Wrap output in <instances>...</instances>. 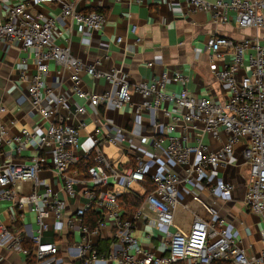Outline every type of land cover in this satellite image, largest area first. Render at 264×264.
<instances>
[{
  "label": "built area",
  "instance_id": "built-area-1",
  "mask_svg": "<svg viewBox=\"0 0 264 264\" xmlns=\"http://www.w3.org/2000/svg\"><path fill=\"white\" fill-rule=\"evenodd\" d=\"M88 0H0V47L7 52L12 46L32 54L34 75L24 88L25 97L31 109L45 123L44 132L37 134L26 128L17 129V134L7 138V132L0 127V145L11 148L8 154H0V203L10 201L14 210L24 207L35 215L36 229L11 232L0 219V248H7L31 259L32 264H60L58 244L43 242L42 237L51 230L50 221H61L67 209L66 200L83 198L84 204L78 207L74 216L76 222L68 221L70 231L76 229L82 238L80 242L68 246L65 254L83 264L97 261L105 264H264V42L258 38L234 41L224 37H210L206 46L212 62L231 59L222 70L215 65L210 72L229 92L224 102L191 96L185 89L176 93L164 94L158 90L166 82L174 81L184 85L185 79L175 74L167 77L162 74L152 79L150 84L129 86L115 74H103L96 69L98 62L86 64L75 58L69 48L54 43L61 37L56 19L32 10L46 4H54L59 9L60 20H68L71 25L84 29L89 34H99L105 18L97 11L81 12L77 3ZM147 0H99L103 2L141 5ZM168 2L172 0H167ZM192 11L209 13L215 24L229 22V14H234L239 29L264 32V0H184ZM135 32V27L130 29ZM120 38L117 39L119 43ZM248 54V64H244V53ZM52 62L67 74L75 97L82 102L74 106V112L85 114L87 109L110 106L118 111L122 108L131 112L145 113L148 125L154 129L165 130V138H157L155 146L166 141L164 153L167 164L160 174H149L147 166L132 155L135 166L125 172L118 170L116 164L103 153L105 147L119 151L128 141V132L118 127L114 121L102 122L91 135L92 147L83 153L78 150L79 127L67 123L62 110L69 104L66 99L55 96L48 88L45 77L47 63ZM25 64L18 67V83H26ZM152 64L148 63L147 67ZM245 67L249 73L242 72ZM85 73L94 79H105L106 88L93 94L80 87V76ZM136 91L141 101L134 104L131 92ZM162 104H171L167 110ZM69 107V106H68ZM87 108V109H86ZM184 110V113L182 111ZM5 109L0 105V114ZM158 114V116H157ZM157 117L165 120L161 124ZM180 126L191 130L215 135L222 131L227 135L220 151L212 152L199 140L193 148H185L171 134ZM243 143L242 157L247 165L248 179L244 189L243 206L247 211L261 219L262 227L258 238L259 251L248 257L242 240L230 236L223 229L208 224L201 218H194L186 232L176 231L167 234V243L161 254L155 255L144 249L133 237L132 223L123 219L118 197L122 194L109 188L116 184L126 193L133 186L143 188L145 184L151 191H144L141 207L133 213L134 219L141 218L149 227L169 228L173 226V212L177 205V186L189 184L202 189L201 183L206 172L217 166H226L235 147ZM3 146V145H2ZM27 148L37 152L25 163L16 159ZM194 154L192 164L188 162L189 152ZM151 159H156L151 156ZM82 164L85 177L77 178L76 166ZM178 168L179 171H174ZM45 175L43 180L40 176ZM119 181V182H118ZM32 184L33 191L26 197H19L16 184ZM54 185H58V190ZM14 186V187H11ZM78 187V190L75 189ZM78 191V192H77ZM210 192L230 196L233 186L220 183ZM194 199L196 195L193 194ZM93 211L99 216L93 228L84 222V215ZM103 214V217L101 216ZM149 216H148V215ZM103 229L113 231V243L119 248L115 252L98 254L93 247L95 239ZM26 240L32 246L29 254L22 249ZM0 264H7L0 258Z\"/></svg>",
  "mask_w": 264,
  "mask_h": 264
},
{
  "label": "crops",
  "instance_id": "crops-1",
  "mask_svg": "<svg viewBox=\"0 0 264 264\" xmlns=\"http://www.w3.org/2000/svg\"><path fill=\"white\" fill-rule=\"evenodd\" d=\"M98 1L79 2L77 9L84 13L97 11L104 16L105 23L99 34H89L84 29L71 25L68 20H60L59 9L54 4L39 6L32 12L34 15L39 14L56 19L57 30L62 33L60 38L55 39L56 45L69 48L75 58L86 64L97 61L96 69L98 71L122 77L130 87L150 84L152 79H158L162 74L167 77L178 74L185 79L186 83L183 86L170 81L166 82L162 88L158 87V90L164 94H171L183 88L196 98L224 102L228 98L229 92L226 86L219 83L211 74L210 66L213 64L218 70H222L231 57L227 55L224 61L212 62L206 46L207 40L210 37H224L234 41L258 38L260 43L264 42V32L239 29L234 14H229L228 23L215 24L209 13L192 11L184 0L170 2L147 0L141 5L128 2L118 4L103 2L102 7H98ZM132 27H135L134 33L130 32ZM118 38L121 39L119 43L117 42ZM249 53L251 51L244 53L245 65L248 64ZM22 61L25 64L27 78V82L23 84L18 83L17 80L18 67ZM148 63H151L152 66L147 67ZM244 72L249 73L247 67L240 73ZM34 73L31 52L22 51L18 46H12L7 52H3L0 47V105L5 109V112L0 114V127L7 132V138L17 134V129L22 127L37 134L44 132L45 123L31 109L24 94V88ZM80 77V87L83 90L99 94L106 88L105 79H94L85 73ZM45 80L51 93L65 98L69 104V107L62 110V115L67 117V123L74 127H79L81 124L79 122L84 123L82 127H79L78 150L80 153L92 147L90 135L96 127L100 126L102 122L117 119L114 122L118 127L129 133L128 141L122 152L113 148L114 152L111 154L107 152V149L112 147H105L102 151L107 158L116 164L118 170L125 172L134 168L135 160L132 155L135 154L147 166L149 174L161 173L164 164H167L164 153L166 141L159 146H155L154 142L157 138H165L166 132L160 127L154 129L149 126L148 116L144 112L137 114L124 108L115 111L110 106L102 105L96 109L86 108L87 112L81 115L74 112V106L81 105L82 102L75 97L71 82L60 67L48 62ZM131 100L134 104H139L141 101L139 94L134 90L131 92ZM162 107L167 110L172 109L171 104H162ZM162 121L166 123L165 120L157 117L159 124ZM171 136L176 138L182 147L190 149L195 147L199 140L212 152L220 151L227 139V135L222 131L213 135L203 133L199 129L191 130L189 126L186 128L176 127ZM2 145H0V154H8L11 147L7 144ZM243 148V143L235 147L226 166H217L208 170L202 179V189L197 190L184 183L177 186V205L173 212V226L151 228L141 218L134 219V212L128 213L122 210L123 219H128L132 223V234L136 241L144 249L150 250L155 255H160L161 248L167 243V234L188 231L196 217L216 226V229H223L230 236L242 240L248 257L256 254L260 249L258 233L262 227V221L243 206L242 199L248 179L247 165L242 157ZM35 154H37L36 151L27 148L16 160L25 163ZM150 155L155 156L156 159H151ZM193 161L194 154L190 151L188 162L192 164ZM76 170L77 178L85 177L82 167L76 168ZM175 170L179 171L178 168H174ZM44 177V174L40 176L42 180ZM220 183L233 186L230 196L210 192L212 187ZM15 186L18 188L19 197H26L33 191V186L29 183L16 184ZM143 186L141 188L135 185L130 189V193L140 197L141 202L144 191H151L148 184ZM54 187L58 190V185H54ZM75 189L78 190V187ZM109 189L119 194L126 193L119 188L117 183ZM193 194L196 195V199ZM82 204H84L83 198L66 200L67 209L62 220L57 222L50 221V218L48 220L51 230L43 235L42 241L58 244L60 264H83L82 261L73 260L65 254V249L68 246L80 242L82 238L76 229L70 231L68 228V221L76 222L74 212ZM14 209L15 207L10 201L0 203V219L11 232L21 231L25 228L27 230L36 229L35 215L27 207L21 211ZM101 216L103 217V214ZM107 245L110 247L109 252L111 253L119 248L113 243L111 229H103L93 239V247L97 252L101 251L98 254L106 253L102 250ZM21 247L29 254L33 249L29 241L21 243ZM0 258L7 264H32L29 257L7 248H0ZM93 264L103 263L97 261Z\"/></svg>",
  "mask_w": 264,
  "mask_h": 264
},
{
  "label": "trees",
  "instance_id": "trees-1",
  "mask_svg": "<svg viewBox=\"0 0 264 264\" xmlns=\"http://www.w3.org/2000/svg\"><path fill=\"white\" fill-rule=\"evenodd\" d=\"M82 167V164H78L76 166V168H81ZM150 191V190H148ZM118 201H119V205H120V208L124 211V212H135L139 205L141 204V198L136 196L135 194H132V193H124L122 195H120L118 197ZM99 216H97L96 213H94L93 211H88L85 213L83 219H84V222L85 224L89 227V228H93V226L95 225L96 221L98 220ZM26 240H24L22 242V244L25 243ZM27 244V242H26ZM27 246V245H26ZM29 247V246H27ZM109 249L110 247H108V245L103 248L102 251H108L109 252ZM99 251V250H98ZM101 252V251H99ZM98 252V253H99ZM29 257V255H28ZM212 264H226V263H223V262H213Z\"/></svg>",
  "mask_w": 264,
  "mask_h": 264
},
{
  "label": "rangeland",
  "instance_id": "rangeland-1",
  "mask_svg": "<svg viewBox=\"0 0 264 264\" xmlns=\"http://www.w3.org/2000/svg\"><path fill=\"white\" fill-rule=\"evenodd\" d=\"M107 152L112 154V152H114V150H113V148H109V149H107Z\"/></svg>",
  "mask_w": 264,
  "mask_h": 264
}]
</instances>
